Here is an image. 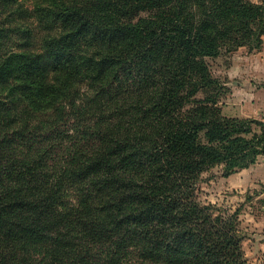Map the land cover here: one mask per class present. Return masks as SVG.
Here are the masks:
<instances>
[{
	"label": "trees",
	"instance_id": "16d2710c",
	"mask_svg": "<svg viewBox=\"0 0 264 264\" xmlns=\"http://www.w3.org/2000/svg\"><path fill=\"white\" fill-rule=\"evenodd\" d=\"M51 3L48 63L0 52V93L19 95L0 94V264H247L239 212L198 185L264 154V123L222 115L208 63L260 49L264 0Z\"/></svg>",
	"mask_w": 264,
	"mask_h": 264
},
{
	"label": "rangeland",
	"instance_id": "374dc122",
	"mask_svg": "<svg viewBox=\"0 0 264 264\" xmlns=\"http://www.w3.org/2000/svg\"><path fill=\"white\" fill-rule=\"evenodd\" d=\"M51 1L0 0V29L4 34V38L0 39L1 53H41L44 55L43 62H49L44 53L45 39L65 33L53 15H47ZM208 63L212 74L222 85V90L217 91V107L222 115L264 123V37L260 49L242 47L232 52L222 51L218 57L208 59ZM4 87L0 93L4 102L11 103L19 98V95L9 92L7 84ZM210 94L200 92L198 99ZM22 103L31 121L46 118V114L33 113L25 102ZM49 121V129L62 123L57 121L52 124L53 120ZM198 199L206 205L216 204L232 212L238 211L247 264H264V154L255 165L229 177L223 176L221 167L205 173L198 185ZM65 203H75L73 193L66 197Z\"/></svg>",
	"mask_w": 264,
	"mask_h": 264
}]
</instances>
